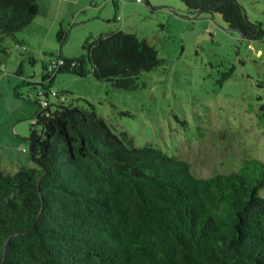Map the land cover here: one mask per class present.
Listing matches in <instances>:
<instances>
[{"label":"trees","instance_id":"trees-1","mask_svg":"<svg viewBox=\"0 0 264 264\" xmlns=\"http://www.w3.org/2000/svg\"><path fill=\"white\" fill-rule=\"evenodd\" d=\"M181 1L246 38L259 33L236 0ZM39 13L36 0H0V31L14 36ZM83 48L77 58L59 54L56 74H92L131 91L163 64L123 31ZM7 54L0 48V75ZM65 101H45L37 115L41 133L28 139L36 167L0 170V264H264V162L244 159L235 172L198 178L187 161L136 147L93 109Z\"/></svg>","mask_w":264,"mask_h":264},{"label":"rangeland","instance_id":"rangeland-1","mask_svg":"<svg viewBox=\"0 0 264 264\" xmlns=\"http://www.w3.org/2000/svg\"><path fill=\"white\" fill-rule=\"evenodd\" d=\"M36 1L40 13L29 26L14 36L0 31V48L8 52L0 75L4 174L36 167L31 130L41 133L36 124L44 101L63 99L66 106L93 109L136 147L151 145L187 161L198 178L235 172L244 159L264 162V0H236L259 26L252 39L220 15H192L181 0ZM97 8L106 16H98ZM118 31L146 41L163 60L140 75L136 90L115 89L92 74L63 72L44 82L59 54L87 55L83 46L90 37Z\"/></svg>","mask_w":264,"mask_h":264},{"label":"built area","instance_id":"built-area-1","mask_svg":"<svg viewBox=\"0 0 264 264\" xmlns=\"http://www.w3.org/2000/svg\"><path fill=\"white\" fill-rule=\"evenodd\" d=\"M142 1L143 0H137L138 3H142ZM61 64H62V62L61 61H57V59L56 60H52L50 62V65H49L48 69H47V73H48L47 75H49L50 78L54 77L56 75L57 70H58V66L61 65ZM40 95H42V93H40ZM53 95L56 96V93H53ZM47 104L48 103H46L44 101L42 106H47Z\"/></svg>","mask_w":264,"mask_h":264},{"label":"crops","instance_id":"crops-1","mask_svg":"<svg viewBox=\"0 0 264 264\" xmlns=\"http://www.w3.org/2000/svg\"><path fill=\"white\" fill-rule=\"evenodd\" d=\"M108 2H105L104 3V5L105 4H107ZM103 5V6H104ZM116 7V6H115ZM83 8H85V10L83 11V13H88V11L90 10V8H87V6H83ZM99 8H97V10H96V14L98 15V16H106L105 15V13L104 12H101L100 10H98ZM83 10V9H82ZM106 20H108V18L106 19ZM129 25H133V23H132V21H129ZM122 28V27H121Z\"/></svg>","mask_w":264,"mask_h":264},{"label":"water","instance_id":"water-1","mask_svg":"<svg viewBox=\"0 0 264 264\" xmlns=\"http://www.w3.org/2000/svg\"><path fill=\"white\" fill-rule=\"evenodd\" d=\"M245 18H246V14H244ZM247 20V18H246ZM248 21V20H247ZM30 153L32 154V147H30ZM6 248V247H5Z\"/></svg>","mask_w":264,"mask_h":264}]
</instances>
